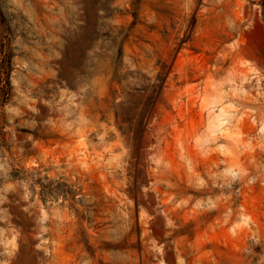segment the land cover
<instances>
[{
	"label": "rangeland",
	"instance_id": "374dc122",
	"mask_svg": "<svg viewBox=\"0 0 264 264\" xmlns=\"http://www.w3.org/2000/svg\"><path fill=\"white\" fill-rule=\"evenodd\" d=\"M0 264H264V0H0Z\"/></svg>",
	"mask_w": 264,
	"mask_h": 264
}]
</instances>
